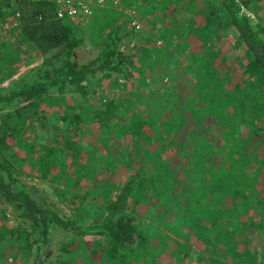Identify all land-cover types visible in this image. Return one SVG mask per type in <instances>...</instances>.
<instances>
[{
    "label": "trees",
    "instance_id": "trees-1",
    "mask_svg": "<svg viewBox=\"0 0 264 264\" xmlns=\"http://www.w3.org/2000/svg\"><path fill=\"white\" fill-rule=\"evenodd\" d=\"M124 1L129 7L135 6L133 20L150 27L162 47L151 41L155 46L149 48L145 40L140 43L142 46L135 44L127 49L124 40L134 28L126 30L118 24V16L124 15L111 10V5L93 13L89 36L72 22L58 20L52 2H28L17 7L0 5V24H6L19 12L18 24L9 25L7 33L21 34L18 46L0 38V53L4 54L0 70L10 79L7 84H0V202L10 208L17 221L8 232L12 239L10 247L28 252L34 248V264H41L50 230L56 227L80 237L110 238L106 246L88 244L91 254L88 264H156L163 251H170L173 264H191L193 254L198 264H202L201 252L184 242L188 238L173 237L168 243H158L152 258L143 252L151 242L135 224L129 200L133 195H137L136 201L148 200L151 195L169 190L168 198H179L177 203L190 215L187 227L198 233L203 252L209 253L204 264H264V0H220L219 9L208 13L203 27L191 28L190 19L183 22L192 35L208 38L196 75L201 78H197V86L211 97L204 102L197 100L192 96L193 89L187 87L188 91L182 95L186 102L177 100L168 108L170 115L164 114L163 105L157 111L150 109L143 114L139 102L131 103L132 108L138 109L126 114L122 111L126 99L122 98L105 102L101 109L89 104L93 93L89 79L96 75L128 80L133 76L130 68L137 61H147L145 67L152 71L151 75L156 64L160 69L166 65L159 61V55L161 58V51L172 41L163 18L173 13L170 7L179 1ZM213 28L222 31V35ZM177 38L183 40V35ZM219 38H225L226 43L215 45ZM85 39L97 50V56L80 64L73 58L75 51L84 47ZM173 43L175 46L176 42ZM20 45L29 48L22 59ZM229 47L239 56L224 61L222 50ZM32 53L44 58L42 64L27 65V70L14 79ZM238 73L240 77L235 76ZM248 77L251 79L247 80ZM148 79L143 80V92L153 89L155 82H146ZM177 83L178 80L172 81L170 88L178 93ZM169 97L173 100L172 95ZM66 100L73 104L67 106ZM48 102L53 104L45 111ZM83 105H90L91 109L87 106L84 110ZM158 112H163L162 117L157 116ZM187 117L202 128L204 125L220 131L217 154L209 150L208 143L212 141L200 139L197 132L192 134L194 142L187 141L190 132ZM82 129L86 130L84 135ZM86 137L97 138L94 144L101 145L106 152L97 169L112 175L117 171L126 173L116 185L112 199L93 207L90 203L99 201L103 195L106 198L107 186L98 184V175L87 180L91 184L88 183L86 191L78 194L73 191L75 179L79 180L92 166L89 156L93 145ZM186 152L188 156L184 158ZM31 158H35L33 168L39 177L61 198H67L79 216L85 217L88 212L96 220L69 219L52 204L38 199L33 187L19 178L22 172L16 168V162L24 163ZM180 173L183 179L176 180ZM58 181L66 182L64 189L55 187ZM204 182V187L193 188L194 184ZM221 198L230 205L225 214L220 216L217 211L201 217L214 202L223 201ZM204 227L205 233L201 234ZM247 237L244 247L240 243H246ZM230 241L236 242L233 246L237 250L242 248L241 253L248 248L237 262H227L229 256L222 255L224 249L235 251ZM137 254L143 259H136Z\"/></svg>",
    "mask_w": 264,
    "mask_h": 264
},
{
    "label": "rangeland",
    "instance_id": "rangeland-1",
    "mask_svg": "<svg viewBox=\"0 0 264 264\" xmlns=\"http://www.w3.org/2000/svg\"><path fill=\"white\" fill-rule=\"evenodd\" d=\"M114 1L115 2L107 3L106 5H111V10H113L114 12L118 11L124 16L129 17V20L127 21L126 17L118 16L117 23L122 25L126 30H130L131 27L134 28V31H130L131 33L129 34V36L126 40H124L127 49L132 48V46L135 44H139L138 46H142L140 43H143V41L145 40L147 41L149 48L155 46L151 44V41L154 44H157L159 47H162V42L158 41V39L156 40L154 34L150 32V27H145V25L136 22L135 19L133 20V16L135 14V6L129 7L124 0ZM178 1L179 2L177 5H175L174 7H170V9L173 10V13H167L168 16H165L163 18L164 26L170 29L169 40L172 41L171 45L168 46L166 50L161 51V58L159 55V61L161 63H166V65L161 67L160 69V66L156 64L153 74L151 75L152 71L150 70L148 72L145 67L147 61H137L135 65L130 68V70L133 72V76L131 75L128 80H125L118 76L110 77L109 75H96V78H94L93 80L89 79L91 85L90 90L93 91V93L90 94L89 104L93 103L95 104L96 108L101 109V105H103L105 102L112 99L122 98L123 101H125L124 99H126V102L124 103L126 107L122 108V111L126 114H129L131 109L137 110L138 108H132V104L133 102H139V106H141L139 109L143 114L150 109H155L157 111V108H160V105H163L165 110L164 114L170 115V113H167V111L171 109L175 103H177V100L183 101V103L186 102H184L182 95L184 94V92L188 91L187 87H191L193 89L191 91L192 96L196 97L197 100H202L203 102L209 100L211 94L207 91H203L201 86H197V78H201L196 75V70L199 67V59L202 55V52L206 49V45L209 44L208 38L204 36H197L194 34L192 35L189 27L186 24H183V22L186 19H190L193 22L191 28L193 27L194 29H199L203 27L206 23L207 17L210 16L208 15V13L219 9V5L217 4L220 0ZM105 6L98 5L96 6L95 11H100ZM106 13L111 14V11L107 10ZM91 19L92 18L90 17L84 19L82 22H70L80 28V30L86 36H89L88 25L90 24ZM5 23L6 24H0V38L5 40L7 39L8 43L12 44L13 46H18L21 43V34L16 33L15 35H12L9 32L7 33V31L10 29L9 25L15 27L18 24V17L14 15L9 20H6ZM213 29L215 33H218V35H222V31L215 28ZM179 34H181V37L183 35V40L182 38L178 40L177 36ZM225 40V38H219L218 41H215L214 43L215 45L220 43L219 46L224 45L226 43ZM173 41L176 42L175 46ZM19 48L21 54L20 59H22L24 57V54L29 52V48H27L25 45H20ZM234 48L236 47L234 46ZM222 51L224 52V55L222 57V60L224 61L230 60L235 56H239V53H236V50H232L230 47L223 49ZM96 56L97 50L90 45L88 40L85 39L84 47L75 51L73 59L77 63L82 64L87 60L95 58ZM0 61L4 62L3 53H0ZM43 61L44 58L41 57L38 53L28 54L27 62L24 64V66L21 67V69H19V72L14 76V79H16L21 73L27 70V65H31L30 67L37 66L41 65ZM238 67L241 68L240 63H238ZM169 70L170 74L168 75L166 73ZM238 75L239 77L241 76L239 73L235 76ZM0 76H3L2 81H0L1 85L7 84V82L10 80L8 77L2 74V70H0ZM145 78H150V80L148 79V81L146 82H155L153 84V89H149L147 90V92L146 90L145 92H143L144 90H141L142 88H144L143 80ZM170 78L171 82H177L178 80V93L177 90L170 88ZM250 79L251 77H248L247 80ZM155 89L157 91H155ZM169 95L173 96V100H170ZM52 97L55 98L56 96L52 95ZM52 102H48L46 106L44 105L45 111H49V107L51 106V104H53ZM72 104V101L66 100L67 106H71ZM87 106L88 110H90V105H83L84 110H86ZM162 114L163 112H158L157 116L159 115V117H162ZM186 120L188 122V125L190 126V132L187 135V141L194 142L195 139L193 138L192 134L197 132L200 134V139L205 138V141H212L208 143V146L210 147L209 150H213L214 155L217 154V150L215 149V147L218 143L217 138L219 137L220 131L218 129L210 130L204 125L202 128L195 120H193L192 117H187ZM85 132L86 130L82 129L83 135L85 134ZM86 139H88V143H91V145H93L92 148H90V151L92 152L91 157L89 156L92 161L93 167L89 166L87 169L89 171L88 173H85V175L84 173H82L79 180L75 179L76 181L73 183V191L75 194L80 193L82 190L86 191L89 183L87 180L91 176L98 175L96 177L98 178V184L107 186L105 191L106 198H104L103 195V197L99 201L90 203V206L93 207L96 204L107 200V198L112 199L115 193V188H117L116 185L120 184L126 173L124 172L123 174H120L117 171L112 175L105 170L100 171L99 169H97V164L101 162L102 157L106 155V152H104L101 145L97 146L96 143L94 144L93 141H97V138L90 140L89 137H86ZM187 156L188 152L185 153L184 158H186ZM33 161H35V158L34 160H32L31 158L29 159V161H26L24 163L16 162V168L18 171L22 172L19 178L28 186L33 187L34 192H36L35 195L38 197V199L45 203L52 204L56 209L60 210L62 214H64L69 219H78L79 217V220H83L84 222L86 220H88L89 222H93L96 220V218H93L90 214H88V212L86 213L87 215L85 217L79 216V214L74 211L73 205L70 201L67 200V198H65L64 196H62L61 198L60 195H58L44 179L39 177L37 170L33 168ZM173 167L175 166L173 165ZM177 179H183L181 173L177 176L176 180ZM65 185L66 182L58 181L55 187L59 186L61 189H64ZM204 186L205 182L202 184L196 183L194 184L193 188L200 189ZM177 190L178 192H181L182 188L178 187ZM168 194L169 190H165V192L158 196L151 195L148 200L145 198H141L140 201H136L134 198H136L137 195H133V197H131L133 199L129 200V212L135 217V224L138 226V229H143L146 235L145 238H147L148 241L151 242L148 250L145 251V248H143V252H146L147 256L149 258H152L155 254L156 245L158 243H168L171 241V239H174L173 237L180 239L188 238L189 240H185L184 242L192 250L199 253L201 252L200 254L203 256L202 264H204V260L209 253L203 252L204 248L202 240L197 239L198 233H194L187 227V224L190 220V215L185 212L183 206L177 203V199L179 200L178 197L168 198ZM244 199L245 198H240V201H243ZM222 200L224 202H214L212 206L206 208L201 213V217L213 215L215 214V212L217 213V211L221 213L220 216L225 214V208H229L230 205L226 200ZM86 217L88 218L86 219ZM218 219H220V217H218ZM16 225L17 221L14 219L10 208H6V206H4L0 202V233L2 236H0V264H34V248L31 251L29 250L28 252L10 247V242L12 241V239L9 238L8 232L10 231V228H12V226L15 227ZM200 232L201 234H204L205 227L201 229ZM248 240L249 237L246 238V243L240 244H244L245 247V244L247 245ZM109 242L110 238L108 237H80L73 232H63L56 227L51 228L48 236V242L43 250V260L41 264H88V261L91 258L88 244L99 243V245L106 246ZM235 244V241H230L229 245L232 246V250L235 249V251H233L232 253H230L228 249H224V251L222 252L223 256H229V260L227 262L239 261L242 254L248 251V248H246L244 252L241 253L242 248H238L239 250H237L233 246ZM162 246L164 245L162 244ZM135 257L136 259H143L140 254H137ZM192 257L193 258H191V264H198L197 256L193 254ZM173 263L174 261L171 258L170 251H163L161 253V256L156 259V264Z\"/></svg>",
    "mask_w": 264,
    "mask_h": 264
},
{
    "label": "built area",
    "instance_id": "built-area-1",
    "mask_svg": "<svg viewBox=\"0 0 264 264\" xmlns=\"http://www.w3.org/2000/svg\"><path fill=\"white\" fill-rule=\"evenodd\" d=\"M49 1L55 6V15L58 20H68L82 22L90 18L96 6H105L107 3H113L114 0H0V5L8 3L10 7L19 6L24 3H38ZM16 17H19L17 12Z\"/></svg>",
    "mask_w": 264,
    "mask_h": 264
}]
</instances>
